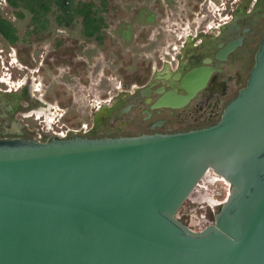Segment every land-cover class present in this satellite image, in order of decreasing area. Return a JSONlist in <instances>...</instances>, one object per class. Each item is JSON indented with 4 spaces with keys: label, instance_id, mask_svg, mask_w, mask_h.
Here are the masks:
<instances>
[{
    "label": "water",
    "instance_id": "water-1",
    "mask_svg": "<svg viewBox=\"0 0 264 264\" xmlns=\"http://www.w3.org/2000/svg\"><path fill=\"white\" fill-rule=\"evenodd\" d=\"M204 72L184 74L186 95L154 106L184 105ZM211 172L228 194L193 231L176 214ZM0 264H264V35L244 86L208 127L0 139Z\"/></svg>",
    "mask_w": 264,
    "mask_h": 264
},
{
    "label": "flooded vegetation",
    "instance_id": "flooded-vegetation-1",
    "mask_svg": "<svg viewBox=\"0 0 264 264\" xmlns=\"http://www.w3.org/2000/svg\"><path fill=\"white\" fill-rule=\"evenodd\" d=\"M248 1L250 4L239 1L228 13L222 8L217 17H202L193 30L175 34L177 43L169 46L172 56L161 61L160 68L145 83L127 92H108L103 100L89 98L91 122L76 128L67 127L72 101L63 74L70 58L68 34L64 31L69 26L66 17L59 19L55 15L57 32H46V19L29 13L31 30L17 34L15 27L0 15L14 30L12 43L0 35L8 47L14 46L0 55V139L44 142L53 137H130L187 132L216 123L224 106L244 86L264 35V0ZM0 6L12 11L19 8L6 0L2 4L0 0ZM80 35L83 39L99 40L95 35ZM8 67H13V71L9 72ZM199 68L206 71V82L184 105L154 106L158 100L167 99L169 93L185 96L180 80ZM54 74L59 75L58 80ZM78 86L79 82L74 85L77 91ZM96 88L94 83L92 92H88L93 98ZM184 215L188 219L185 225L190 226L195 215Z\"/></svg>",
    "mask_w": 264,
    "mask_h": 264
},
{
    "label": "rangeland",
    "instance_id": "rangeland-1",
    "mask_svg": "<svg viewBox=\"0 0 264 264\" xmlns=\"http://www.w3.org/2000/svg\"><path fill=\"white\" fill-rule=\"evenodd\" d=\"M239 1L250 4L248 0H71V7L80 3L91 4L92 10L101 17V24L99 22V40L81 37V19L76 15L64 30L68 34L70 58L63 74L69 83L72 101L69 103L67 127L76 128L91 122L89 98L103 100L108 92H127L145 83L151 73L160 68L161 61L172 56L169 46L176 45L175 34L193 30L202 17H217L216 13H220L222 8H226L227 13L234 10ZM14 12H22L24 17L16 18ZM0 15L15 27L17 34L31 30V15L22 8L12 11L0 6ZM55 15L53 10L42 15L46 19V32H57L55 30L59 27L55 24ZM9 47L14 48L13 44ZM9 47L0 39L1 56L9 51ZM8 68L9 72L14 69ZM53 78L58 80L59 75L54 74ZM77 82L79 91L74 87ZM94 83L97 84L95 98L88 93L92 92ZM201 185V189L188 196L176 214L184 225L188 221L185 213L195 215L188 226L193 231L211 223L217 211L203 207L207 199L218 201L225 196V186L220 182ZM205 186L207 190L202 189Z\"/></svg>",
    "mask_w": 264,
    "mask_h": 264
},
{
    "label": "trees",
    "instance_id": "trees-1",
    "mask_svg": "<svg viewBox=\"0 0 264 264\" xmlns=\"http://www.w3.org/2000/svg\"><path fill=\"white\" fill-rule=\"evenodd\" d=\"M7 3L16 8H22L32 16L38 17L44 15L49 10L58 12L56 16L60 19L66 17L67 24L70 23L73 15L81 19V32L87 36L95 35L96 39H100L99 28L101 24V17L97 16L96 12L92 10L91 4L80 3L75 7H71V0H6ZM16 16L19 18L23 16L21 12H17ZM100 22V24H99ZM14 30L12 26L5 20L0 18V35L9 43L13 42Z\"/></svg>",
    "mask_w": 264,
    "mask_h": 264
},
{
    "label": "built area",
    "instance_id": "built-area-1",
    "mask_svg": "<svg viewBox=\"0 0 264 264\" xmlns=\"http://www.w3.org/2000/svg\"><path fill=\"white\" fill-rule=\"evenodd\" d=\"M207 174V173H206ZM208 175V174H207ZM205 176V175H204ZM204 176L199 180V182L197 183V185H196V187L193 189V191L192 192H194V191H198V189H201V184H208V182L209 183H213V182H210L209 181V178H210V176H209V178L206 176L205 178H204ZM221 183V182H220ZM223 184V183H222ZM224 185V184H223ZM225 186V185H224ZM203 190H207V186H205V187H203L202 188ZM227 192H228V186H225V196H224V199H222V200H213V199H211V198H209V199H207V201L205 202L206 203V205L205 206H203V207H208L209 209H212V208H215V207H218V206H220V204H222V202L225 200V198H226V196H227ZM202 207V208H203ZM210 224H212V222L211 223H209V224H205L204 226H203V228L205 227V226H208V225H210ZM201 230V229H200Z\"/></svg>",
    "mask_w": 264,
    "mask_h": 264
},
{
    "label": "bare ground",
    "instance_id": "bare-ground-1",
    "mask_svg": "<svg viewBox=\"0 0 264 264\" xmlns=\"http://www.w3.org/2000/svg\"><path fill=\"white\" fill-rule=\"evenodd\" d=\"M208 174V175H207ZM207 174H205V176H204V178L207 176L208 178H209V176H210V178H209V181L210 182H213V183H215V182H221V183H223L225 186H228V184L222 179V178H220V177H218L217 175H215L214 173H207ZM227 194H228V192H227Z\"/></svg>",
    "mask_w": 264,
    "mask_h": 264
}]
</instances>
